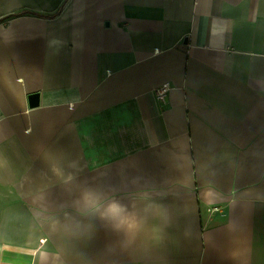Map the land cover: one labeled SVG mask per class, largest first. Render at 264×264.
Masks as SVG:
<instances>
[{
  "label": "crops",
  "instance_id": "1",
  "mask_svg": "<svg viewBox=\"0 0 264 264\" xmlns=\"http://www.w3.org/2000/svg\"><path fill=\"white\" fill-rule=\"evenodd\" d=\"M0 264H264V0H0Z\"/></svg>",
  "mask_w": 264,
  "mask_h": 264
},
{
  "label": "built area",
  "instance_id": "2",
  "mask_svg": "<svg viewBox=\"0 0 264 264\" xmlns=\"http://www.w3.org/2000/svg\"><path fill=\"white\" fill-rule=\"evenodd\" d=\"M169 88L168 84H165L157 89V96L161 104L165 105L166 103V96H167V90Z\"/></svg>",
  "mask_w": 264,
  "mask_h": 264
},
{
  "label": "water",
  "instance_id": "3",
  "mask_svg": "<svg viewBox=\"0 0 264 264\" xmlns=\"http://www.w3.org/2000/svg\"><path fill=\"white\" fill-rule=\"evenodd\" d=\"M30 104L31 106H37L40 104V94L38 92H34L30 95Z\"/></svg>",
  "mask_w": 264,
  "mask_h": 264
},
{
  "label": "clouds",
  "instance_id": "4",
  "mask_svg": "<svg viewBox=\"0 0 264 264\" xmlns=\"http://www.w3.org/2000/svg\"><path fill=\"white\" fill-rule=\"evenodd\" d=\"M120 210H121V209H120V206L117 205V204H115V203L110 204V205L108 206V212L111 213V214H113V215L119 213ZM129 226L131 227V225H129Z\"/></svg>",
  "mask_w": 264,
  "mask_h": 264
}]
</instances>
